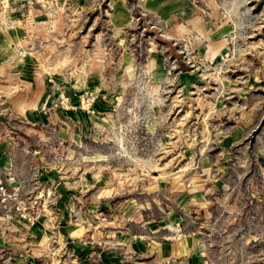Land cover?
Instances as JSON below:
<instances>
[{
    "label": "rangeland",
    "instance_id": "374dc122",
    "mask_svg": "<svg viewBox=\"0 0 264 264\" xmlns=\"http://www.w3.org/2000/svg\"><path fill=\"white\" fill-rule=\"evenodd\" d=\"M17 1L37 8L43 21L30 50L57 67L61 83L72 84L57 105L95 116L73 151L28 136L34 167L38 152L71 180L92 179L93 192L119 191L86 221L101 240L90 264H264V0H191L202 7L206 38L222 41L219 53L198 37L170 46L162 59L148 57L150 42L167 45L151 15L135 11L137 26L121 46L111 30L110 0ZM101 47L107 108L96 106L94 90L73 93L87 77L84 49L94 69ZM8 141L18 142L14 134ZM36 167L18 172L24 187L10 186L13 175L0 169V205L15 220L32 223L43 211L35 201ZM74 206L81 214L87 207ZM80 213L70 221L82 224ZM133 241L150 250L129 251ZM164 243L173 246L169 255L161 252ZM121 246L119 261H103L100 251ZM55 248L54 264H77L69 250Z\"/></svg>",
    "mask_w": 264,
    "mask_h": 264
},
{
    "label": "crops",
    "instance_id": "0c3cea01",
    "mask_svg": "<svg viewBox=\"0 0 264 264\" xmlns=\"http://www.w3.org/2000/svg\"><path fill=\"white\" fill-rule=\"evenodd\" d=\"M109 7L112 34L121 46L131 39L127 30L137 26L136 10L156 18L159 34L167 45L160 48L150 42L149 59H162L169 54L170 46L183 44V39L192 43L191 40L198 37L209 39L208 52L219 53L222 41L206 38L209 33L202 7L191 0H135L133 4L129 0H110ZM38 13L37 8L25 2L0 0V169L7 177L13 175L14 179L9 180L12 187H24L22 181L16 179L19 171L36 167L30 156L32 151L27 147L28 136L35 135L40 142L55 140L59 144H67V149L73 151L70 146L81 145L85 132L95 119L85 109L67 111L57 105L59 92L72 84L61 83L63 79H60L57 67L41 63L30 50V44L39 37L38 32L43 27ZM86 50L84 56H88L90 61L84 63L82 72L87 77L84 85L73 89V93L94 90L99 93L96 94L99 97L95 101L96 106L107 108L111 100L106 97V85L101 80L106 68L102 61L107 58V52L103 48L94 52L101 62L93 69L92 52ZM71 97L78 103V97L74 94ZM11 119L15 120L17 127L10 125ZM12 134L18 140L13 145L8 141ZM34 154L38 171L35 201L44 205L43 211L31 223L15 220L0 205V264L57 263L59 248H55V244L70 251L71 262L90 264L101 240L94 238L95 234L86 221L96 211L93 207L119 195V191L100 186L93 192L92 179L79 174V179L74 177L71 180L73 176L70 173L43 161L38 152ZM40 159L43 166L39 164ZM77 171L78 168L73 170L74 173ZM76 202L87 206L83 214L75 211ZM77 213L84 220L82 224L70 221L69 217ZM68 219V222L64 221ZM142 225L145 226V221ZM122 249L123 246L120 250L115 248L112 253L100 251L103 261L111 258L119 261ZM128 250L143 254L150 248L145 243L133 241ZM172 251L170 244L161 246L162 253L169 255Z\"/></svg>",
    "mask_w": 264,
    "mask_h": 264
},
{
    "label": "built area",
    "instance_id": "2783aa9c",
    "mask_svg": "<svg viewBox=\"0 0 264 264\" xmlns=\"http://www.w3.org/2000/svg\"><path fill=\"white\" fill-rule=\"evenodd\" d=\"M3 187V186H2Z\"/></svg>",
    "mask_w": 264,
    "mask_h": 264
}]
</instances>
